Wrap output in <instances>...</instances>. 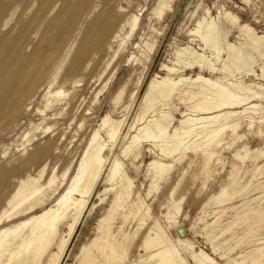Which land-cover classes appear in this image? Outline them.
Returning <instances> with one entry per match:
<instances>
[{
  "label": "bare ground",
  "instance_id": "obj_1",
  "mask_svg": "<svg viewBox=\"0 0 264 264\" xmlns=\"http://www.w3.org/2000/svg\"><path fill=\"white\" fill-rule=\"evenodd\" d=\"M86 1L80 4L79 9ZM172 1L154 0L150 13L160 19L170 9ZM13 13L11 9L0 17L2 25L9 22ZM224 14L231 24L236 23L234 15ZM121 20L112 12H106L100 21L94 22L91 37L82 39L72 52L63 76L70 80L74 90H78L74 74L81 70L85 60L95 64L93 56L107 35L112 37L116 27L118 30L125 28L122 39L129 38L138 26V14H130L123 22ZM210 20L206 22L202 17L197 27L191 30L202 42L203 50L176 49V63L181 62L180 65L176 66L175 62L172 65L161 64L160 69L166 74L162 78L156 77L160 80L152 78L148 82L130 121L127 117L133 100L124 104L122 90H119L113 98V105L120 103L123 117L104 115L79 152L85 134L81 131L74 149L65 157L59 155L58 167L54 163L49 173L45 163L48 152L56 150L57 142L64 136L58 131L51 141L35 144L23 158H16L7 167L0 168V173L16 178L0 204V264H60L78 226L94 209V203L91 207L89 205L95 194L100 204L109 198L110 201L96 221L94 236L80 247L77 264H189L181 253V246L198 264H221L192 241L179 236L171 238L136 188L123 159H128L134 166L140 147L146 143L157 150L155 158L144 168L150 177V192H156L161 182L175 172L174 166L177 167L180 172L175 179L182 175L180 179L186 189L195 186L196 193L205 194L200 200L201 214L197 220L203 223L201 230L205 232L213 253L225 260L222 264H264V230L260 236L257 233L264 226V162H260L263 152L260 147L251 148L246 138L249 134L264 143V112H260L259 104L253 101L258 92L250 91L254 89L249 85L226 78L249 75L256 60L260 61L264 76V36L258 35L247 24L238 23L237 29L244 41L238 44L221 41V29ZM28 30L27 23H22L20 36ZM52 42L46 49L40 48L39 44H31L10 82L1 87L0 117L5 114L9 120L26 115L35 94L45 82L47 88L42 104L35 111L43 123L41 128L44 131L50 129L48 121L56 125L72 112L79 94L62 102L66 91L57 76L60 63L67 54L59 63V55H54L57 41ZM206 49L209 54L205 53ZM222 50L226 53L223 61L220 57ZM183 54L187 57L181 61ZM220 62L221 67H218ZM195 68L210 74L219 71L223 73V79L202 73L194 77H174L183 70ZM174 96L180 103L192 102L188 111L182 113L184 117L177 128L161 122L166 114L164 111H160L159 117L149 115V112H154L152 106L156 102L164 103ZM247 111L256 114L257 120H253L254 116H247L248 113L245 115ZM243 117L248 118L241 124L239 119ZM82 123H77V129ZM39 124L29 120L27 125L31 130L20 132V145L35 139ZM63 136L62 140H65ZM115 144H119L117 152ZM227 152L232 160L224 156ZM186 153H190L185 158L190 168L188 172L180 168L181 157H186ZM18 170L22 172L15 175ZM101 181L104 187L100 191L98 185ZM177 184L171 185L168 196L176 211L184 198L175 201ZM215 190L217 193H212ZM236 198H240V203L230 206ZM210 204L220 210L212 211V220L208 222L205 208ZM160 216L172 219L169 209ZM223 218L227 221L224 222ZM247 237L250 248L237 251L238 245ZM132 251L134 258L130 259Z\"/></svg>",
  "mask_w": 264,
  "mask_h": 264
},
{
  "label": "rangeland",
  "instance_id": "obj_2",
  "mask_svg": "<svg viewBox=\"0 0 264 264\" xmlns=\"http://www.w3.org/2000/svg\"><path fill=\"white\" fill-rule=\"evenodd\" d=\"M153 1L87 0L85 5L79 9L80 4H83L84 0H0V17L9 13L11 9L14 10L9 22L5 25H2L3 21L0 22V91H2L1 87L3 85L10 82L15 69L30 50L31 44L36 43L40 45V48L46 49L53 44V40L57 41L54 55H59L57 60L59 63L64 55L67 54V58L60 63L57 76V80L61 79L62 87L66 91V94L62 97V102L72 98L76 93L79 94L78 101L72 112L67 117L60 119L56 125H54L53 121H48L47 125L50 126V129L46 131L41 128L43 123H40V117L35 115L36 108L42 104V97L47 88L46 82L35 94L26 115L7 120L5 114H3L0 117V168L3 166L7 167V164L16 158H23L35 144L51 141L54 134L58 131L59 133H64L66 139L62 140V135L61 140L56 144L58 148L52 153L51 150L48 152L50 154L47 156L45 163L46 167L48 166L46 172L49 173L50 167L54 163H56L55 167H58L59 155L65 157L74 149V144H76V139L81 131L85 134L82 136L79 152L84 147L91 131L97 128L104 115L110 114L113 118L123 117L121 115L124 114V111L120 107V103L113 105V98L119 90H122L121 100L124 104H129L133 100L127 117V119L130 118V121L146 92L148 82L152 78H162L166 74L165 71L160 69L161 64L172 65L174 62L176 63V49L186 47V49L192 48L200 52L203 50L202 42L197 35L191 33V30L197 27V22L198 20L201 21L202 17L206 22L211 19L210 21H213L221 29L220 32L223 33L224 31L226 33V35L223 33L225 36L220 33L221 41L226 40L234 44L244 41L243 36L239 35L238 23L247 24L258 35L264 36V0H173L170 9L165 11L160 19L155 18L150 13ZM14 5H17L16 9ZM108 11L112 12L115 18L122 19V22L130 14H138V26L129 38L122 39L126 32L125 28L122 30L115 28L113 36L118 34V37L107 35L98 53L93 56L95 64L91 65L85 60L82 62L81 70L74 74L73 79L78 80L76 85L78 90H74L70 80L63 76V70L80 41L91 37L95 29L94 22L100 21ZM225 12H229L237 18L235 24H231L228 18L226 19V16H224ZM22 23H27L29 30L25 35L21 34L20 36L19 30ZM205 53L209 54V50L206 49ZM225 55V51L222 50L220 55L222 61L226 58ZM185 56L184 54L181 56V61L187 57ZM180 63L175 65L179 66ZM217 66L221 67V62ZM198 73L214 79H223V73L219 71L210 74L205 70L201 72L197 68L183 70L174 75V77L176 78L180 75L194 77ZM262 75L260 61L256 60L249 75H236L234 78L226 77L228 80L239 82L244 86L249 85L254 89L250 91L259 93L253 101L259 104L260 112H264V76ZM156 79L160 80L159 78ZM183 86L185 85L183 84ZM191 103L189 101L180 103L174 96L164 103L156 102L152 106L154 112H149V115L155 114L159 117L160 111H164L166 114L161 119V122L168 127L177 128L180 125V120L184 117L182 113L188 111V106ZM246 114L249 117L254 116V121L257 120L256 114L253 115L249 111ZM247 118H240L239 121L242 124ZM29 120L33 121L34 124L40 123V128L34 134L33 138L35 139L20 145V132L31 130L29 129L30 126L27 125ZM80 121L83 122L82 126L77 129V123ZM5 126L7 128L4 131L2 129ZM55 128L57 129L49 132ZM246 138L251 148L260 147L263 152L260 162L263 163L264 143L261 144L257 137H251L249 134H246ZM23 147L25 148L22 149ZM117 147H119V144H115V152L118 150ZM156 151L154 146L146 143L140 147V154L137 161L134 162V166L129 164L128 159H123L136 188L140 190L141 195L150 204L151 211L159 218L160 224L165 227L171 238L175 239L179 236V238L187 239L189 242L192 241L195 246L202 248L204 252L222 264L225 260L220 259L218 255L213 253L205 232L201 230L203 223L197 220V217L201 214L200 200L204 198L205 194L196 193L195 186L186 189L180 179L182 175L175 179L177 174H179L178 172H180L175 166L173 168L175 172L172 176L161 182L156 192H150V177L144 168L151 159L155 158L154 152ZM189 155L190 153H186V157L182 156L180 162V168L187 172L190 168L185 163V158ZM224 156L230 160L233 159L228 152ZM174 163L175 161H172V164ZM224 168H226V164ZM21 172L22 170H18L15 175H19ZM223 172L224 170L219 175L222 176ZM15 180L16 178H10L9 174L0 173V204L3 197L12 189ZM176 184L175 201H179L184 197L180 202L178 211L174 210L168 197L171 187ZM102 185L103 181L98 185L100 191L104 187ZM212 193H217V190ZM109 201L110 198L100 204L96 194L92 197L89 207L94 203V209L89 215L84 217L82 223L78 226V230L68 246L67 254L63 257L60 264H77V254L80 247L94 236L96 221L108 207ZM232 202L230 206L239 204L240 198H236ZM167 209H169V215H172L171 220L160 216ZM219 210L220 208L213 204L207 205L205 208L208 214L206 220L208 222L211 221L212 211ZM227 214L229 215L228 211ZM223 221L225 222L227 219ZM263 230L264 226L257 233H262ZM248 242V237L243 239L242 244H239L236 250H248L251 245ZM180 248L181 253L186 257L189 264H198L185 247L181 246ZM133 253V251L130 252V255H132L130 259L134 258Z\"/></svg>",
  "mask_w": 264,
  "mask_h": 264
}]
</instances>
